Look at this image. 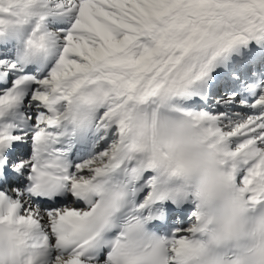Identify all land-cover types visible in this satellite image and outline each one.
<instances>
[{
  "label": "snow or ice",
  "instance_id": "snow-or-ice-1",
  "mask_svg": "<svg viewBox=\"0 0 264 264\" xmlns=\"http://www.w3.org/2000/svg\"><path fill=\"white\" fill-rule=\"evenodd\" d=\"M0 264H264V0H0Z\"/></svg>",
  "mask_w": 264,
  "mask_h": 264
}]
</instances>
